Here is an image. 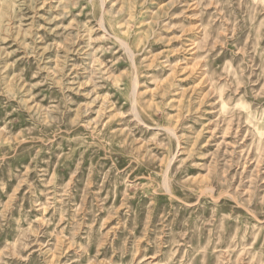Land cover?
<instances>
[{
  "label": "rangeland",
  "instance_id": "374dc122",
  "mask_svg": "<svg viewBox=\"0 0 264 264\" xmlns=\"http://www.w3.org/2000/svg\"><path fill=\"white\" fill-rule=\"evenodd\" d=\"M0 264H264V0H0Z\"/></svg>",
  "mask_w": 264,
  "mask_h": 264
}]
</instances>
